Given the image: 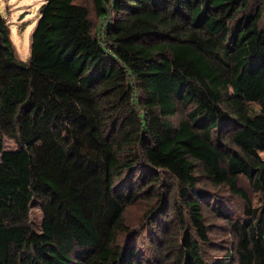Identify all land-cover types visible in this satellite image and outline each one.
<instances>
[{"label":"trees","instance_id":"trees-1","mask_svg":"<svg viewBox=\"0 0 264 264\" xmlns=\"http://www.w3.org/2000/svg\"><path fill=\"white\" fill-rule=\"evenodd\" d=\"M44 1L26 61L0 11V264H264V0Z\"/></svg>","mask_w":264,"mask_h":264},{"label":"rangeland","instance_id":"rangeland-1","mask_svg":"<svg viewBox=\"0 0 264 264\" xmlns=\"http://www.w3.org/2000/svg\"><path fill=\"white\" fill-rule=\"evenodd\" d=\"M80 1L83 2L84 0ZM44 2V0H0V11L10 26L11 38L14 43L17 56L22 60L26 61L30 57L32 36L38 25L40 18V8L44 4ZM90 5L91 3L89 4V6ZM22 14L24 15V17L20 19V16ZM17 148L18 145L14 140L5 138V150H15ZM241 186L249 192L251 207L256 209L260 208L262 205L261 195L255 191H252L249 184L244 179L241 180ZM221 192L225 193V191ZM140 197L141 198H138L127 205L123 221L128 226L131 235L128 233L119 234L118 243H124L127 239L131 238V242L136 243L137 248L148 253L149 248H152L150 247L148 239L145 238L147 231L146 227H149L153 223V221H151V219H146L145 215L149 211V209L153 207L155 202L146 199L148 198L147 196H145V198H142L144 197V195H140ZM229 200V205L233 209L235 214H242L243 216H246L244 214L246 201L234 196L229 197ZM42 218L43 217L40 208L34 207L31 213V219L33 220L36 228L41 225ZM155 221L157 226L158 221ZM219 227L220 225L218 226V229ZM157 229L158 226L156 230ZM159 229L162 230V227H159ZM156 230H154L153 233H156ZM189 230L193 234L194 231L191 228ZM226 231L228 232L227 229ZM217 237L220 238V240L224 241L223 245H225L226 241H228L227 235L223 237L222 234L219 233Z\"/></svg>","mask_w":264,"mask_h":264},{"label":"water","instance_id":"water-1","mask_svg":"<svg viewBox=\"0 0 264 264\" xmlns=\"http://www.w3.org/2000/svg\"><path fill=\"white\" fill-rule=\"evenodd\" d=\"M24 17V15L22 14L21 16H20V19H22Z\"/></svg>","mask_w":264,"mask_h":264}]
</instances>
